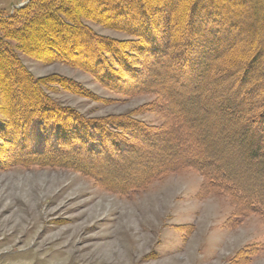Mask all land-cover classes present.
<instances>
[{"label":"trees","instance_id":"obj_1","mask_svg":"<svg viewBox=\"0 0 264 264\" xmlns=\"http://www.w3.org/2000/svg\"><path fill=\"white\" fill-rule=\"evenodd\" d=\"M250 16L264 22V0H28L0 14V170H72L123 195L189 169L203 179L202 195L264 218V41L247 42ZM85 21L133 40L96 36ZM9 43L111 93L154 94L162 109H148L162 126L92 119L52 100L54 86L88 96L61 78H32ZM192 135L203 144L171 158L172 145Z\"/></svg>","mask_w":264,"mask_h":264},{"label":"rangeland","instance_id":"obj_2","mask_svg":"<svg viewBox=\"0 0 264 264\" xmlns=\"http://www.w3.org/2000/svg\"><path fill=\"white\" fill-rule=\"evenodd\" d=\"M25 2L0 0V14ZM250 18L255 25L243 33L253 45L264 41V22ZM83 24L102 38L133 40L92 22ZM9 44L32 78H61L88 96L52 87L49 96L65 107L97 120L123 116L153 128L162 126L163 115L148 109H162L154 94L111 93L78 69L42 63ZM177 136L181 138L179 132ZM196 137L172 145L176 151L170 157H183L180 146L202 145L204 140ZM203 184L198 173L185 169L122 195L72 170L2 169L0 264H264V218L221 195H202Z\"/></svg>","mask_w":264,"mask_h":264},{"label":"water","instance_id":"obj_3","mask_svg":"<svg viewBox=\"0 0 264 264\" xmlns=\"http://www.w3.org/2000/svg\"><path fill=\"white\" fill-rule=\"evenodd\" d=\"M22 6H23V4H22V5H20V6H17V7H16V9H18V8H20V7H22Z\"/></svg>","mask_w":264,"mask_h":264}]
</instances>
